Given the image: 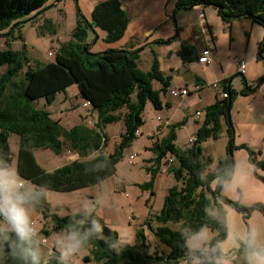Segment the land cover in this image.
Listing matches in <instances>:
<instances>
[{
  "label": "trees",
  "instance_id": "obj_1",
  "mask_svg": "<svg viewBox=\"0 0 264 264\" xmlns=\"http://www.w3.org/2000/svg\"><path fill=\"white\" fill-rule=\"evenodd\" d=\"M46 1L0 0V32L9 28L14 20L25 19L24 22H28L31 20L29 16H39L46 11ZM195 6L213 8L225 24L229 25L232 21L243 18L264 30V0H179L173 12L189 10ZM128 24L129 17L119 0H107L95 5L90 20L81 17L77 21L73 37L79 43H67L56 54L53 62L29 67L21 78L19 73L25 57L23 52L0 50V65H7V70L0 76V168H5L11 163L12 153L8 139L11 134H15L19 137L17 175L39 188L54 192H73L94 186L114 175L121 149L136 138L137 130L143 125L142 114L147 101H150L154 108L161 109L160 90H155L152 82L160 83L161 91L168 87V77L159 70L156 58L153 59L149 71L144 72L138 68L140 52L137 53L136 50L142 47L133 49L132 46H127L92 54L89 45H82L87 27L93 31L101 30L104 33L103 42L111 44L123 37ZM179 29L176 27L174 37L155 43L164 44L176 40ZM178 54L182 62H192L198 56L196 50L184 41L180 42ZM263 54L264 37L257 47V61L264 63ZM236 75L242 77V84L245 86L239 91L231 86V80ZM243 75L237 72L222 81V91L226 97L221 96V99L204 109L205 118L191 148L180 150L174 145L175 131L171 125L163 137L152 142L150 150L153 157L147 160L150 164L146 167L150 180L140 185V188L152 190L163 166H166V172L176 182L175 186L167 189L157 221L161 224L177 223L178 230L167 226L150 228L154 238L168 246L167 254L160 256L154 250L153 255H150L142 231H138L136 235V245L116 248L119 242L117 232L105 225L100 217L84 212L64 217L51 214L43 195L35 190L29 195L28 206L41 213L44 221L51 220L50 231L43 230L47 238L51 232L69 233L74 229L81 233L87 232V238L80 244L88 249V255L83 258L84 262L179 264L183 260L189 263V258L194 257L199 258L201 264H212L211 252L205 257H200L199 253H189L185 240L191 233L198 232L203 227L215 231L216 235L207 247L216 248L218 255L220 243L227 236L224 206L234 207L244 219L255 209L264 215L262 204L244 208L238 202L221 195L222 185L231 179L235 169L232 155L236 148L231 121L233 102L239 95L248 96L255 93L258 86L264 82L262 74L255 84L249 85ZM71 85L77 86L78 96L85 104L88 103L89 111L97 114L96 120H91V127L77 124L65 129L57 120L51 119L45 108L32 106V102L38 99H44L45 105H49L56 94H65ZM221 118L227 125L229 136L227 154L217 163L215 169L209 170L212 160L209 156L203 158L196 143L209 137L218 138ZM118 121L123 122L125 132L115 152L106 155L104 148L107 136L102 130L105 125ZM238 148L246 150L255 168L264 172V158H261V153L258 158L247 146L240 145ZM35 149H47L56 155H62L67 149L76 154L77 158L52 171H45L33 157L32 151ZM95 226H98L99 230H96ZM240 244L245 250L243 242ZM67 263L71 264V260L62 258L57 249L53 248L45 257L38 251L37 244L31 238L27 241L21 240L15 231L0 228V264Z\"/></svg>",
  "mask_w": 264,
  "mask_h": 264
},
{
  "label": "rangeland",
  "instance_id": "obj_2",
  "mask_svg": "<svg viewBox=\"0 0 264 264\" xmlns=\"http://www.w3.org/2000/svg\"><path fill=\"white\" fill-rule=\"evenodd\" d=\"M104 1L107 0H47L45 7H48V9L39 16L28 22H24L25 19L14 20L11 22L10 27H7L8 29L6 28L0 32V50L23 52L25 57L22 60V69L19 73V78H21L29 67L53 62L56 54L67 43H79L73 37L77 21L81 17L87 21L90 20V17L87 16L92 8ZM119 1L120 3L122 2V0ZM178 1L164 0L163 6L167 7L166 14L171 21L167 23L164 20L165 23H163L166 25L163 28L170 31L169 27H167L170 24L173 30L172 36L174 37L176 27H179L182 40H189L191 33L196 31L200 18L198 13L192 9L175 10L174 13V10L170 8L175 6ZM159 2L160 0H152L149 4H145L144 1L124 0V3L128 5L129 16L133 18L132 23L138 28L141 27L140 25L150 24L153 20H156L160 12L158 10ZM206 8L208 22L216 42V62L212 66L213 69L210 68L211 65L201 66L194 63L191 66L192 71L200 76H202V69L206 70L208 74L206 85H200L204 86V90L200 94L193 93L185 98H172L168 87L161 91L162 85L153 81V88L160 90L159 100L163 110L154 108L151 102L147 101L142 114L143 125L137 130L136 138L121 149L114 175L94 186L73 192H54L42 189L19 177L16 171V153L19 148V137L11 134L8 144L14 156L13 160L11 157V163L3 169H7L15 176L17 182L20 181L22 183V187L19 190L28 194V196L35 190L39 191L48 205L49 212L59 217L77 212L95 214L103 220L105 225L117 232L119 242L116 248L124 245H136V235L138 231H142L150 255H153L154 250L160 256L163 253L167 254L169 252L168 246L156 240L150 228L155 229L159 226H167L178 230L177 223L167 222L166 224H161L157 221V216L164 204L167 189L175 186L176 182L172 176L166 174V166H163L161 170L163 171V176L156 178L152 190L146 191L140 188V185L150 180L146 167L150 164L147 160L153 157V153L150 150L152 142L156 138L163 137L168 131L167 128L164 133L158 132L159 128H161L159 122H164V120L158 121L155 112L158 113L160 110V112L167 113L166 110L172 104L169 115L171 116V126L175 131L174 145L180 150L191 148L194 144L190 142V139L196 138L199 127L205 118V110L200 109L201 107H195V105L198 104V98L200 97L205 101L212 100L213 89L211 90L209 85L218 82L214 81L213 75L220 74V66L223 67L224 76L231 77L236 74L237 60L242 57L247 66L245 76L253 78L254 84L264 74V63L256 59L258 44L264 37L263 28L243 18L232 21V26H229L230 24L226 25L212 12L213 8H210L211 11L208 7ZM173 15L174 17H172ZM33 16L34 14L28 18ZM19 22L21 23L18 24ZM251 27H253L252 30L250 29ZM85 32L86 35L83 38L82 45H89L92 54L104 52V49H101V45L106 44L102 43L99 38L104 33L98 29L93 31L90 27L85 28ZM4 34L8 35L4 36ZM164 44L169 46L166 42ZM152 45V48H157L156 51L159 56H161L162 50L164 51L163 54H165L168 49L174 50L175 48V45H173L167 49L166 46H161L162 44L155 42H152ZM49 53H51V56L48 55ZM153 59L151 50L149 48L143 49L139 53V59L137 60L138 68L144 72L149 71L152 67ZM157 63H159V60H157ZM173 64L174 61L167 63L162 61V68L164 70L168 66H176ZM6 70V64L0 65V76ZM183 76L182 80L191 79L190 74ZM176 80L181 81V78H176ZM231 86L236 91L245 88L242 84V77L240 75L233 77ZM215 91L221 97L219 89ZM66 93L69 99L64 102L68 110L64 111L61 99H64ZM66 93L56 94L49 105H45L44 99H38L32 102V106L35 108L45 107L50 113L51 119L57 120L65 129L77 124L89 126L90 120H96V112L89 111L90 109H88V106L85 105L80 96L78 98L73 96L78 94L76 85L68 87ZM165 100L171 102L168 101L169 106H166L165 102H163ZM196 111L201 114L200 117L196 115ZM231 121L234 126V146L236 147L232 152L235 169L231 179L222 185L221 195L231 201L238 202L244 208H251L256 204L264 205V181L261 179H264V172L255 168L246 150L238 148L240 145H245L258 158H260V153L261 158L262 156L264 157V82L258 86L255 93L248 96L239 95L235 99L231 110ZM156 123H159V126L156 127L154 133L153 126ZM220 123L221 129L218 138L209 137L196 143L197 147L202 151L203 158L209 156L212 160L208 167L209 170L215 169L217 163L223 160L227 154L229 142L227 125L222 118ZM102 131L107 136L104 153L106 155L113 154L116 148L119 147L125 132L124 124L122 121L108 124L105 125ZM150 134L152 135L149 136ZM32 153L36 163L45 171H52L64 165L65 161L69 162L77 158L76 154L67 149L62 155H56L47 149H35ZM28 210L30 214L35 213L29 206ZM224 214L227 236L220 243V250H223L224 257L228 261L232 260L236 264H244L245 250L240 243L243 242V238L250 230L255 229L258 234V242L264 244V215L255 209L251 211L247 219H244L242 214L231 206H224ZM3 222V227H0L2 230H13L8 221L4 220ZM33 222L35 224L34 227L38 230L44 227V219L41 213H37L34 216ZM47 222L52 224L51 220H47ZM48 225L46 224L47 228ZM202 229L208 234L209 244L216 233L210 228L203 227ZM66 233V235H62L51 232V237L47 238L40 231V235L47 238V243L45 245L37 244L38 251L40 253L43 252V256L47 257L51 253L52 248H55L61 253L62 258L71 260V264H97L83 261V258L88 255V249L81 246L72 254L64 255L60 242L69 234L68 232ZM55 236L59 240L54 241L53 238ZM195 260L194 257L189 258L191 264H194ZM179 264L187 263L183 260Z\"/></svg>",
  "mask_w": 264,
  "mask_h": 264
},
{
  "label": "crops",
  "instance_id": "obj_3",
  "mask_svg": "<svg viewBox=\"0 0 264 264\" xmlns=\"http://www.w3.org/2000/svg\"><path fill=\"white\" fill-rule=\"evenodd\" d=\"M132 1H135V2L144 1L145 4L146 3L149 4L150 2H152V0H132ZM121 3H122L123 9L126 11V13L129 16V12H128L129 9L127 7L128 5H126L124 3V0H122ZM163 4H164V0H160V2L158 4V10L160 12H159L158 17H156V20H153L152 23H150V24L140 25L141 26L140 28H138L137 26L133 25V23H132L133 22V18L129 16V24L127 26V29H126L123 37L119 41L111 43V44H106V43L103 42L104 34L102 36H99L100 41L102 43L106 44V45H101V49H104V51H105L107 49L126 48L127 46H132L133 49H137V48H140V47H143L144 49L145 48H149L151 50L153 58H156L157 60H159V63H158L159 70L163 73V75L165 77H168V89H169V91L171 89L177 88V87H186L190 91V94L188 96L192 95L193 93L200 94L204 90L203 89L204 86H200V85H206L207 80H208L207 79L208 78V74H207L206 70L204 71V69H202L201 70L202 76H200L196 72L192 71L191 66L194 63H196V64H199L201 66L211 65L210 68H212V66L216 62V52H215V50H216V42H215V38L213 36L214 34L211 31L212 30L211 26L209 25V22H208V14H207V11H206L207 8L206 7L202 8L200 6L193 7L192 10L196 11L198 13L199 18H200L198 27H196V31L195 32L193 31L191 33L189 40H187V39L186 40H182V38L180 36V32H181L180 31L179 34H178V38L175 41L172 40L171 42L168 43L169 46H166V44H162L161 45V46H166L167 49H168V47L175 45L174 50L168 49L165 54H163L164 51L162 50V54H160L161 56H159L158 52L156 51L157 48L156 47L152 48V46H153L152 42L167 41L168 39L173 37L172 36L173 30H172V26L170 24L167 25V27H169L170 31L165 29V28H163V26L166 25V24H164L165 22L170 23V21H171V19L166 14V8L167 7H164ZM168 5H169V3H168ZM170 9L174 10L175 6H172V8H170ZM209 10H210V8H209ZM212 12H214L216 14V12L213 9H212ZM90 14H91V12H90ZM90 14L87 17H90ZM84 15H86V14H84ZM216 16H217V14H216ZM172 17H174V15ZM217 18L220 19L218 16H217ZM164 20H165V22H164ZM229 26H232V23ZM250 29L252 30L253 27H251ZM174 36H175V34H174ZM99 38L97 40H99ZM211 40H214L215 48H214V51L212 52V62L210 64H200V63L197 62V59H195L192 62H182V60H181V58H180V56L178 54V51L180 49V42L181 41L186 42L189 46L193 47L194 49L196 48V50H197L196 51V55H197V54H199L201 49H203V48H205L207 46L208 42H212ZM147 44H149V45H147ZM162 61H166V63L174 61L173 65H176V66H172L171 65L170 67L168 66V68L163 70ZM220 67H221L220 74L219 75L216 74L215 76L213 75V77L215 78L214 81H218V82H214V83H218L219 84V88L218 89H219L220 92H222V90H223L222 89V81L224 79L228 78V77L224 76L223 67L222 66H220ZM245 71H246V68H245ZM235 72L237 73V70ZM246 73L247 72H245V74ZM185 74H190L191 75V79H187V80L183 79L182 80V78H184L183 75H185ZM245 74L243 76L246 79V81L248 82V84L249 85L250 84L253 85L254 84L253 83V81H254L253 78H249V76L246 77ZM176 78H181V81H177ZM196 86H200V88L195 90ZM209 87H210V85H209ZM218 89H213V91H212L213 92L212 93L213 94L212 100L205 101L201 97L198 98V102H197L198 104H196L195 107H201L200 109L203 110L207 106H210V105L214 104L217 99H221V97H219V95H218V92L215 91V90H218ZM211 90H212V88H211ZM67 93L65 94L64 99H61L62 102L60 101L61 103H63L64 111L68 110L66 108V106H65L66 104L64 102L65 100L69 99ZM59 94H63V93H59ZM73 96L78 98V94H75ZM170 96H171V94H170ZM188 96H186V97H188ZM171 97L175 98L173 96H171ZM176 98H182V97H176ZM168 101L165 100L163 102H165V104H167ZM171 101H172V99H171ZM171 108H172V104H170L169 108L166 110L167 113H163L162 111L160 112V110L158 111V113L155 112L156 115H157L156 117L157 118H161V120L168 121L169 122V126L171 125V122H170L171 116L169 115ZM196 113H198V115L196 114L198 117L201 116V114L198 111H196ZM157 126H159V123H156L153 126L154 133H155V130H156ZM167 128L164 129V128L161 127V128H159L158 132L159 133H164ZM154 133H152V134H154ZM152 134H150L149 136H151ZM17 153H18V151H17ZM17 153H16V158H17ZM13 156H14V154L12 153V160H13ZM262 158H264V157L262 156ZM66 163L67 162L65 161V164ZM166 174L169 175L168 173H166ZM158 176L162 177L163 176V171H161ZM34 212L35 213H31V214L29 213V222L33 223V225L35 226L33 220H34V216L37 214V212L36 211H34ZM3 219L5 221H7L3 217V215H0V227L1 228L3 227L2 224L4 223ZM46 224H49L48 228L46 227ZM43 225H44V227L41 230H38L36 227L35 228L38 231H42V232H43V230L50 231V227H51L50 223H48L47 221L46 222L44 221ZM59 234H62V235L65 234L66 235L67 233H66V231H63V232H60ZM50 237L51 236L49 235L48 238H50ZM53 240L55 241V240H59V239L55 236L53 238ZM228 262H229V264H236V262L234 263V262H232V260H230ZM243 263L246 264V257L243 259ZM187 264H191V263L189 262Z\"/></svg>",
  "mask_w": 264,
  "mask_h": 264
},
{
  "label": "clouds",
  "instance_id": "obj_4",
  "mask_svg": "<svg viewBox=\"0 0 264 264\" xmlns=\"http://www.w3.org/2000/svg\"><path fill=\"white\" fill-rule=\"evenodd\" d=\"M15 176L7 169L0 168V215L8 221L13 231L21 240H29L33 235V230L29 222V196L21 192ZM99 230L98 226H95ZM88 233H81L79 230H71L63 241L60 242L63 254H72L86 239ZM208 234L201 229L191 233L186 239L189 253L200 257H205L209 252L213 254L212 264H229L221 249L217 255V249H208ZM245 247L246 264H264V244L258 242V234L255 229L250 230L243 238ZM194 264H201L199 258Z\"/></svg>",
  "mask_w": 264,
  "mask_h": 264
},
{
  "label": "built area",
  "instance_id": "obj_5",
  "mask_svg": "<svg viewBox=\"0 0 264 264\" xmlns=\"http://www.w3.org/2000/svg\"><path fill=\"white\" fill-rule=\"evenodd\" d=\"M212 42H208L207 46L203 49L200 50L198 56H197V62L200 64H210L212 62V52L215 48L214 45V41L211 40ZM49 56H51V53L48 54ZM236 68H237V72L240 74H245V68H246V64L243 58H240L239 60H237L236 63ZM210 87L212 89H218L219 88V84L218 83H213L210 85ZM200 86H196L195 90L199 89ZM170 94L173 97H186L190 94V91L186 88V87H177V88H173L170 90ZM221 96L224 98L226 97V94L222 91L221 92ZM85 105L88 106V103H86ZM198 115V113H196ZM158 121H161V118H157ZM162 128H167L169 126V122L168 121H164V122H159ZM93 124V121H89V125L91 126ZM194 139H190V142H193ZM169 162H171V160H169ZM18 185L20 187H22V183L19 181L17 182ZM30 227L33 230V235L31 236V239L39 245H45L47 243V238L42 237L40 235V231H38L33 223H30ZM53 250V248H52ZM52 252V251H51Z\"/></svg>",
  "mask_w": 264,
  "mask_h": 264
},
{
  "label": "water",
  "instance_id": "obj_6",
  "mask_svg": "<svg viewBox=\"0 0 264 264\" xmlns=\"http://www.w3.org/2000/svg\"><path fill=\"white\" fill-rule=\"evenodd\" d=\"M47 9H48V7L46 8V10H47ZM35 17H37V14L34 15L33 17H31V19H33V18H35ZM143 49H144L143 47L140 48V49H137L136 52L139 53V52H141ZM85 50H86V49H85Z\"/></svg>",
  "mask_w": 264,
  "mask_h": 264
}]
</instances>
